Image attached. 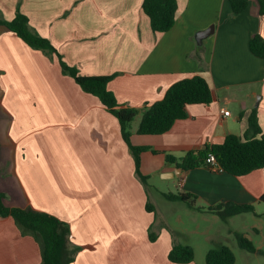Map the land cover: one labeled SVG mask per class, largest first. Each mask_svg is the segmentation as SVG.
I'll return each mask as SVG.
<instances>
[{
    "label": "crops",
    "instance_id": "1",
    "mask_svg": "<svg viewBox=\"0 0 264 264\" xmlns=\"http://www.w3.org/2000/svg\"><path fill=\"white\" fill-rule=\"evenodd\" d=\"M17 6L79 74L117 73L107 87L119 103L142 108L195 74L207 81L212 100L187 104V117L162 134L138 133L140 115L132 122V144L149 147L140 154L155 208L148 211L117 118L63 74L55 56L0 25L5 204L31 206L68 223L71 241L81 247L70 264H179L168 259L173 242L192 247L187 264H206V252L221 245L233 251V264L262 256L264 167L235 176L205 166L185 171L166 159L220 144L228 134L242 137L252 110L264 135V57L248 46L255 34L264 37L258 3L247 1L235 13L229 0H177L175 23L164 32L151 29L142 0H0V19L11 20ZM212 24L214 32L197 40ZM169 192L194 194L203 209L169 200ZM220 201L251 204L255 212L206 210ZM149 228L157 234L153 241ZM238 233L254 252L235 247ZM40 263L38 241L21 234L11 217H0V264Z\"/></svg>",
    "mask_w": 264,
    "mask_h": 264
},
{
    "label": "trees",
    "instance_id": "2",
    "mask_svg": "<svg viewBox=\"0 0 264 264\" xmlns=\"http://www.w3.org/2000/svg\"><path fill=\"white\" fill-rule=\"evenodd\" d=\"M259 9L264 13V0H256ZM232 11H241L246 0H229ZM142 10L149 17L151 29L157 32L169 30L175 23L177 0H142ZM0 25L5 26L13 34L21 38L31 48L42 50L57 58L63 74L69 75L79 87L96 96L105 109L114 115L120 127V133L134 160L136 177L143 184L147 193L145 208L155 211L148 199V176L140 171V154L149 149L147 146L134 145L131 142V124L140 115L137 132L140 134H162L168 131L178 119L187 117L185 107L191 103H209L212 100L211 90L204 77L195 74L184 77L171 84L163 97L142 108L119 103L112 91L107 87L108 82L117 74L82 75L76 67L69 65L55 49L50 40L40 35L29 23L25 15L17 6L11 20L0 19ZM249 50L258 57H264V37L255 34L249 41ZM213 154L220 171L235 176L245 175L253 170L264 167V135L261 132L256 110H252L248 117V125L242 137L228 134L220 144H212L202 149H191L181 157L166 155L167 161L175 162L182 170H191L199 166L208 167L206 158ZM1 174V170H0ZM172 201L184 202L196 209V195L186 193H164ZM4 193L0 191V217H11L21 234L31 235L38 241L41 248L40 264H70L78 251L79 245L70 239V226L57 216L39 211L31 206H8L4 202ZM264 201V194L260 196ZM209 212L221 216H230L242 212H255L251 204H238L232 201H220L206 207ZM150 240H155L157 234L149 228ZM236 241L240 248L254 252L255 246L244 234L238 233ZM194 258L192 247L180 243H172L168 252V259L179 264L190 263ZM235 255L227 245L209 249L205 254L206 264H233Z\"/></svg>",
    "mask_w": 264,
    "mask_h": 264
},
{
    "label": "built area",
    "instance_id": "3",
    "mask_svg": "<svg viewBox=\"0 0 264 264\" xmlns=\"http://www.w3.org/2000/svg\"><path fill=\"white\" fill-rule=\"evenodd\" d=\"M229 113H230L229 110H226V109L225 110H222L223 116H228ZM206 164H207V166H208L209 169L219 171V167L217 165V162H216L215 157H214L213 154L210 153L207 156V158H206Z\"/></svg>",
    "mask_w": 264,
    "mask_h": 264
},
{
    "label": "water",
    "instance_id": "4",
    "mask_svg": "<svg viewBox=\"0 0 264 264\" xmlns=\"http://www.w3.org/2000/svg\"><path fill=\"white\" fill-rule=\"evenodd\" d=\"M247 1H250V0H246V2ZM214 28H215V25L212 24L208 28L198 31L196 34L197 40H201V39L207 37L208 35L212 34L214 32Z\"/></svg>",
    "mask_w": 264,
    "mask_h": 264
},
{
    "label": "rangeland",
    "instance_id": "5",
    "mask_svg": "<svg viewBox=\"0 0 264 264\" xmlns=\"http://www.w3.org/2000/svg\"><path fill=\"white\" fill-rule=\"evenodd\" d=\"M136 121H137V117L134 119L133 123H135ZM153 179H156V177ZM190 222H191V219H188V223H190ZM235 247L238 248L239 247L238 244H236ZM239 250L247 251L243 248H240ZM252 264H264V254L262 256H258L257 258H254Z\"/></svg>",
    "mask_w": 264,
    "mask_h": 264
}]
</instances>
